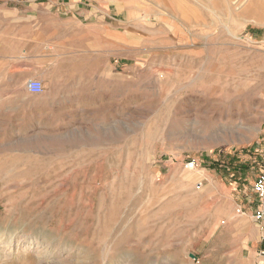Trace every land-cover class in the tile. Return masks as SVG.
I'll list each match as a JSON object with an SVG mask.
<instances>
[{"label": "rangeland", "instance_id": "rangeland-1", "mask_svg": "<svg viewBox=\"0 0 264 264\" xmlns=\"http://www.w3.org/2000/svg\"><path fill=\"white\" fill-rule=\"evenodd\" d=\"M118 1L109 56L0 64V264H264V0Z\"/></svg>", "mask_w": 264, "mask_h": 264}, {"label": "crops", "instance_id": "crops-1", "mask_svg": "<svg viewBox=\"0 0 264 264\" xmlns=\"http://www.w3.org/2000/svg\"><path fill=\"white\" fill-rule=\"evenodd\" d=\"M118 2L0 0V64L41 51L46 64L52 65L66 44L72 51L82 48L86 54L109 56V51H116L118 38L131 40Z\"/></svg>", "mask_w": 264, "mask_h": 264}, {"label": "built area", "instance_id": "built-area-1", "mask_svg": "<svg viewBox=\"0 0 264 264\" xmlns=\"http://www.w3.org/2000/svg\"><path fill=\"white\" fill-rule=\"evenodd\" d=\"M27 90L32 94L40 95L44 92V85L42 81L31 79L27 83ZM258 147L259 148L255 149L260 155L262 154L263 165L252 185L253 201L250 203L249 211L255 225L264 233V140L258 143ZM197 167V162L195 160L186 165V169L189 171H193ZM197 186L201 188L202 184ZM238 213L245 215L242 209H239Z\"/></svg>", "mask_w": 264, "mask_h": 264}]
</instances>
